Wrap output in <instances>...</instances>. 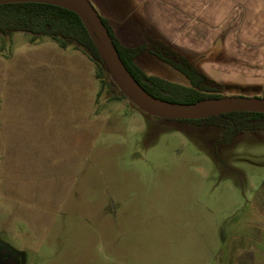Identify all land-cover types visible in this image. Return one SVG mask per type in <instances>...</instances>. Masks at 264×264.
<instances>
[{
    "label": "rangeland",
    "instance_id": "374dc122",
    "mask_svg": "<svg viewBox=\"0 0 264 264\" xmlns=\"http://www.w3.org/2000/svg\"><path fill=\"white\" fill-rule=\"evenodd\" d=\"M89 1L97 9L100 1ZM31 36L0 33V53L54 42L47 36L33 42ZM224 43L220 60L229 59L226 50L232 49L233 42ZM148 50L137 59L147 74L190 84ZM106 60L111 73L103 89L96 82L94 136L82 126L77 153L68 146L71 130L65 133L57 161L65 163L43 169L49 184L39 187L48 201L57 198L55 211L41 212L37 229L17 224L24 232L12 233L0 227L1 239L17 247L10 249L20 264H264V130L240 132L223 144L216 125L165 119ZM202 64L222 97H264V86L244 87L239 76L215 71L205 59ZM4 220L1 211L0 224Z\"/></svg>",
    "mask_w": 264,
    "mask_h": 264
},
{
    "label": "crops",
    "instance_id": "0c3cea01",
    "mask_svg": "<svg viewBox=\"0 0 264 264\" xmlns=\"http://www.w3.org/2000/svg\"><path fill=\"white\" fill-rule=\"evenodd\" d=\"M99 1L98 14L123 44L151 47L162 41L200 71L205 59L215 71L244 79V87L264 86V0ZM229 40V59H218ZM90 61L55 41L0 53V213L8 218L0 224L3 231L24 232L17 224L37 229L41 212L58 206L57 198L48 201L39 186L49 184L43 169L65 163L57 162L67 144L65 133L71 130L68 146L77 153L81 127L94 136L98 89ZM0 242L17 248L1 237Z\"/></svg>",
    "mask_w": 264,
    "mask_h": 264
},
{
    "label": "trees",
    "instance_id": "16d2710c",
    "mask_svg": "<svg viewBox=\"0 0 264 264\" xmlns=\"http://www.w3.org/2000/svg\"><path fill=\"white\" fill-rule=\"evenodd\" d=\"M100 17L106 25L123 63L133 78L149 94L179 103H195L204 99L222 97L218 89L220 84L203 74L186 57L168 44L158 41L153 47L146 44L127 46L117 38L107 20ZM14 32L30 33L33 42L41 36H47L64 49L70 45L81 49L96 65V78L100 81L101 88H104L105 75L111 73L110 66L98 45V40L90 34L83 20L73 10L41 2L0 4V33L11 34ZM147 49L183 73L189 79L190 84L183 85L157 75L147 74L137 63L139 56ZM188 121L222 128L223 138L220 141L223 144L231 143L240 132L264 130V113L260 112L234 111L201 119H189ZM0 248L17 256L12 249L1 242Z\"/></svg>",
    "mask_w": 264,
    "mask_h": 264
},
{
    "label": "water",
    "instance_id": "95a60500",
    "mask_svg": "<svg viewBox=\"0 0 264 264\" xmlns=\"http://www.w3.org/2000/svg\"><path fill=\"white\" fill-rule=\"evenodd\" d=\"M17 2L50 3L76 12L92 36L98 40L106 59L110 61L122 82L151 105L162 116L182 120L201 119L234 111L264 113V97H216L195 103L168 101L149 94L133 78L123 63L113 39L97 10L88 0H0V4ZM0 264H20L19 259L6 249L0 248Z\"/></svg>",
    "mask_w": 264,
    "mask_h": 264
},
{
    "label": "flooded vegetation",
    "instance_id": "af4514ba",
    "mask_svg": "<svg viewBox=\"0 0 264 264\" xmlns=\"http://www.w3.org/2000/svg\"><path fill=\"white\" fill-rule=\"evenodd\" d=\"M17 257V256H16Z\"/></svg>",
    "mask_w": 264,
    "mask_h": 264
}]
</instances>
